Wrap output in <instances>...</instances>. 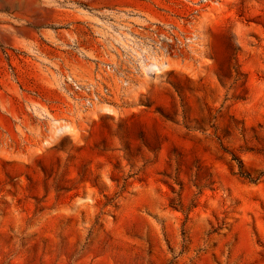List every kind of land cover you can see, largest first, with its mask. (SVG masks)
I'll return each instance as SVG.
<instances>
[{
  "label": "rangeland",
  "instance_id": "rangeland-1",
  "mask_svg": "<svg viewBox=\"0 0 264 264\" xmlns=\"http://www.w3.org/2000/svg\"><path fill=\"white\" fill-rule=\"evenodd\" d=\"M0 264H264V0H0Z\"/></svg>",
  "mask_w": 264,
  "mask_h": 264
}]
</instances>
